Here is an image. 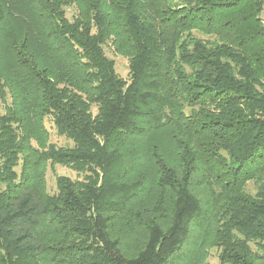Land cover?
<instances>
[{
	"label": "trees",
	"instance_id": "obj_1",
	"mask_svg": "<svg viewBox=\"0 0 264 264\" xmlns=\"http://www.w3.org/2000/svg\"><path fill=\"white\" fill-rule=\"evenodd\" d=\"M262 14L0 0V264H264Z\"/></svg>",
	"mask_w": 264,
	"mask_h": 264
},
{
	"label": "rangeland",
	"instance_id": "obj_2",
	"mask_svg": "<svg viewBox=\"0 0 264 264\" xmlns=\"http://www.w3.org/2000/svg\"><path fill=\"white\" fill-rule=\"evenodd\" d=\"M262 19H264V15L262 14ZM105 52L106 55L114 60L115 62V67H116V73L118 74L119 77L128 80V62L125 58H122L118 55H115L111 49V47L107 46L105 47ZM46 128L49 132V137H50V142L52 144H55L58 147H63V146H72V143L67 140L64 137H60L56 134L55 129L53 128L51 121L46 122ZM56 176H67L69 177L71 180H80L82 178L81 175H77L75 172L69 170V169H65L59 166H54L53 170H50L48 168L47 172H46V186H47V191L49 193H54L56 191L55 188V178ZM245 191L250 194V195H255L256 193V186L253 182H248L246 187H245ZM121 243L124 245L123 249H127V245H128V241H126L125 239L121 241ZM130 244V243H129ZM217 251L215 249H212L208 252V256L205 260V264H217L218 263V259H217Z\"/></svg>",
	"mask_w": 264,
	"mask_h": 264
}]
</instances>
